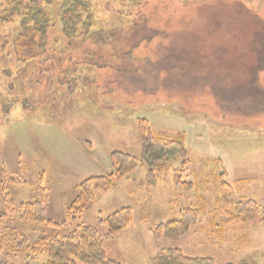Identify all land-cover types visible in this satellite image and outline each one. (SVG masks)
<instances>
[{
	"label": "rangeland",
	"instance_id": "374dc122",
	"mask_svg": "<svg viewBox=\"0 0 264 264\" xmlns=\"http://www.w3.org/2000/svg\"><path fill=\"white\" fill-rule=\"evenodd\" d=\"M51 1L44 46L17 20L0 24V185L12 202L10 210L0 200V234L15 231L31 247L45 226L20 220L17 207L40 197L46 218L65 220L75 186L109 173L112 152L139 156L142 117L159 134L183 133L188 163H167L153 184L139 165L95 193L77 220L95 228L106 256L156 264L171 249L264 264L263 227L226 218L240 200L264 214V0H90V27L72 41L57 20L59 0ZM112 30L103 41L93 36ZM175 173L188 188L173 183ZM219 174L233 195L216 211ZM122 207L131 223L108 237L99 220ZM189 207L202 213L188 232L153 237L151 227ZM45 263L23 247L0 253V264Z\"/></svg>",
	"mask_w": 264,
	"mask_h": 264
},
{
	"label": "trees",
	"instance_id": "16d2710c",
	"mask_svg": "<svg viewBox=\"0 0 264 264\" xmlns=\"http://www.w3.org/2000/svg\"><path fill=\"white\" fill-rule=\"evenodd\" d=\"M0 3L4 7L0 14V24H8L17 20L22 29L31 31L29 35L31 40L36 35L38 37L35 40L37 45L44 46L46 30L52 21L48 6L53 5V1L0 0ZM55 4L57 20L62 26L64 35L70 38V41L76 37L80 28L84 31L89 29L92 19L90 0H59ZM115 31L112 30L106 34L98 31L93 36H98L103 41L102 38H110L112 32ZM257 62L258 69L264 67V60ZM136 128L140 144L139 156L121 151L112 152L109 158L112 169L109 173L89 176L75 186L76 195L65 208V220L62 222L59 223L44 216V197L32 202L20 203L17 207L18 218L22 221L43 225L45 230L31 247H27L25 237L15 231L0 234V253L5 249L16 253L23 247L28 250L30 255L46 257L45 264H122L106 256L97 231L89 224L80 223L77 220L79 215L86 210L87 205L94 199L95 193L107 191L119 182L131 178L139 165H144L147 168L146 182L153 184L156 175L166 169L167 163L176 159H181L182 164L188 163L183 133L171 136L159 134L154 132L147 119L142 117L136 119ZM220 175L222 174L216 176L219 192L215 198L214 205L216 207L220 206L222 201H228L233 195L231 185L218 179ZM181 177V174L175 173L173 183L184 189L188 188L190 184L182 181ZM40 189L43 191L42 187ZM5 195L4 187L0 185L2 206L11 210L12 202ZM231 209V212H226L228 221L241 217L245 222L261 225L264 230V214L261 213L259 205L255 201L240 200L233 203ZM218 210L217 207L216 211ZM200 211L201 209L193 207L181 210L178 217L170 218L168 221L151 227V233L155 239L164 236L171 241H176L188 232L189 227L197 221L199 213H202ZM132 215V210L129 207H122L113 211L106 218L100 219L99 223L107 226V236L112 237L130 225ZM224 223V221L216 222L218 226L215 230L218 232ZM69 224L72 225V228L66 234H61V229ZM155 261L156 264H219L209 257L190 258L184 256L179 250L171 249L160 251Z\"/></svg>",
	"mask_w": 264,
	"mask_h": 264
}]
</instances>
